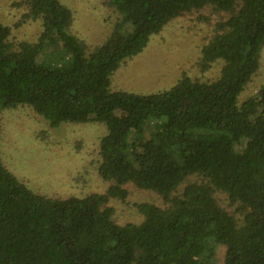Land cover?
Here are the masks:
<instances>
[{
    "label": "trees",
    "instance_id": "obj_1",
    "mask_svg": "<svg viewBox=\"0 0 264 264\" xmlns=\"http://www.w3.org/2000/svg\"><path fill=\"white\" fill-rule=\"evenodd\" d=\"M116 13L88 55L69 33L61 0H18L13 28L39 22L34 42L10 40L0 22V108L29 106L51 128L104 124L95 172L103 192L34 193L0 162V264H264V83L238 97L259 68L264 0H106ZM209 8L223 14L200 50L212 81L182 74L167 91L110 90L120 64L171 21ZM199 20H206L203 16ZM63 43L65 56L39 60ZM156 195L160 205L133 199ZM225 196L229 211L217 195ZM133 200L119 222L115 202Z\"/></svg>",
    "mask_w": 264,
    "mask_h": 264
},
{
    "label": "rangeland",
    "instance_id": "obj_2",
    "mask_svg": "<svg viewBox=\"0 0 264 264\" xmlns=\"http://www.w3.org/2000/svg\"><path fill=\"white\" fill-rule=\"evenodd\" d=\"M18 0H0V22L11 27L10 40L34 42L41 26L27 21L18 28L23 9L11 4ZM106 0H61L72 11L68 28L84 46L86 55L102 44L116 20V13L105 5ZM203 16L206 20H199ZM209 8L197 14L179 17L150 37L143 51L124 60L110 76V90L135 94H152L169 90L181 77L212 81L220 64L207 71L199 65L200 50L209 38L213 24L223 17ZM65 56L63 43L45 47L39 60L52 61ZM264 83V49L259 68L238 97V103L254 96ZM106 128L96 123H61L51 128L27 105L0 108V162L34 193L47 197L84 196L103 192L107 184L96 172L97 143ZM132 190L133 199H143L160 205L162 201L149 192ZM221 206L231 211L225 196L217 195ZM133 200L115 202L118 221L122 222L131 210ZM217 264H223L225 248L216 252Z\"/></svg>",
    "mask_w": 264,
    "mask_h": 264
}]
</instances>
